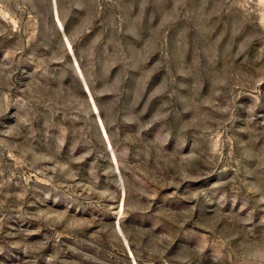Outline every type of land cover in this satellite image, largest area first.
Instances as JSON below:
<instances>
[{"label": "rangeland", "instance_id": "1", "mask_svg": "<svg viewBox=\"0 0 264 264\" xmlns=\"http://www.w3.org/2000/svg\"><path fill=\"white\" fill-rule=\"evenodd\" d=\"M0 264H264V0H0Z\"/></svg>", "mask_w": 264, "mask_h": 264}]
</instances>
